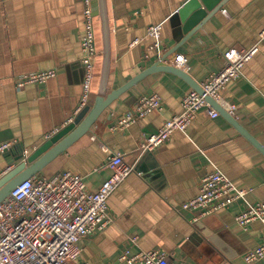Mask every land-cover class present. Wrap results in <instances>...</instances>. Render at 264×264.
Wrapping results in <instances>:
<instances>
[{
    "label": "crops",
    "instance_id": "1",
    "mask_svg": "<svg viewBox=\"0 0 264 264\" xmlns=\"http://www.w3.org/2000/svg\"><path fill=\"white\" fill-rule=\"evenodd\" d=\"M189 1L107 0L112 61L106 95L176 54L187 58L185 72L201 83L221 70L224 52L249 49L258 41L264 0H211L225 2L192 32L198 8L185 17L180 13ZM84 8V0H0V145L10 144L0 154V177L15 166L9 162L16 152L31 154L80 112ZM152 24L163 26L158 49H151L154 41L147 34ZM94 27L97 52L88 105L95 102L103 62L100 15L94 16ZM50 69L56 75L44 82L18 84L25 75ZM191 90L173 72L150 73L34 175L69 171L96 191L112 173L105 166L110 156L119 153L134 166L108 198L111 223L80 241V262L129 264L119 260L125 251L134 255L158 249L172 264H264V258L255 263L244 259L248 250L264 243V223L256 220L244 227L236 221L249 204L264 201V153L227 117L201 110L185 131H174L154 149L141 148L147 136L181 112L182 99ZM150 94L160 96L163 110L116 128L119 118ZM222 97L236 105L234 118L264 147V43ZM215 169L245 190V198L204 216L183 210L182 204L199 193L201 178Z\"/></svg>",
    "mask_w": 264,
    "mask_h": 264
},
{
    "label": "built area",
    "instance_id": "2",
    "mask_svg": "<svg viewBox=\"0 0 264 264\" xmlns=\"http://www.w3.org/2000/svg\"><path fill=\"white\" fill-rule=\"evenodd\" d=\"M84 3V33L81 41L84 75L80 111L89 104L94 79L93 58L97 52L93 0H84ZM162 28V24L148 27L147 34L154 41L151 49L160 48ZM261 43H264V28L258 41L249 49L234 48L224 52L221 70L200 83L203 92L194 89L189 91L182 99L181 112L147 136L141 148L154 149L168 140L174 131H185L201 110L211 117L219 116L220 111L207 97L233 116L236 105L226 102L222 93L232 79L242 74L244 65L259 51ZM161 60L164 64L183 71L188 69V61L183 54ZM55 75V69L33 73L22 77L18 84L44 82ZM163 108L159 95H143L139 98L135 111L119 118L116 128H126L138 118ZM9 146L10 144H1L0 154ZM105 166L112 173L96 191H90L81 176L69 171L51 176L38 175L19 183L0 203V264H89L79 261V243L86 236L104 230L111 223L108 198L134 171V166L126 164L119 153L110 156ZM245 196V190L236 187L222 171L215 169L201 178L199 193L184 202L182 209L199 211L200 216L209 215ZM256 220L264 223V201L249 204L236 216V221L244 227ZM263 258L264 243L244 254V259L249 263ZM119 260L129 264H172L168 254L158 249L140 250L134 255L125 251Z\"/></svg>",
    "mask_w": 264,
    "mask_h": 264
},
{
    "label": "water",
    "instance_id": "3",
    "mask_svg": "<svg viewBox=\"0 0 264 264\" xmlns=\"http://www.w3.org/2000/svg\"><path fill=\"white\" fill-rule=\"evenodd\" d=\"M204 1L206 7H208L205 8L208 11L210 10V12L202 9V5L199 0H190L180 11L182 17H185L188 12L198 8L197 13L194 14V21L196 22V25L192 28V30H190L191 32L194 30V28L201 26L204 23V20H206V18H208L211 14L219 10L226 0L223 3L212 2L211 0ZM92 9L94 16L100 15L102 18L103 40V62L99 88L95 102L93 105H87L81 109V111L71 123L64 126L56 134L47 139L31 154L27 155L24 153L23 149L15 153L16 158L9 162L10 165L15 164V166L9 168L0 177V203L10 195L11 191L19 183L34 176L49 161L53 160L57 155L65 151L74 141L86 134L98 120L99 116L111 105L112 102H114L122 93L127 91L134 84L139 82L142 78L149 75L150 73L157 71L173 72L187 81L194 90H197L200 93L203 92L200 83L195 81L189 73L174 66L157 62L150 68L139 73L122 87L113 90L106 95L112 61L111 31L108 22L107 0H93ZM191 32H188V34ZM207 98L209 102L214 107H216L223 116L227 117V119L234 126H236L260 151L264 153V147L258 141H256V139L249 135V133L234 118V116L221 108L212 98Z\"/></svg>",
    "mask_w": 264,
    "mask_h": 264
}]
</instances>
